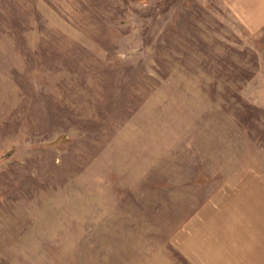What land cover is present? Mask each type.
Wrapping results in <instances>:
<instances>
[{"label": "rangeland", "instance_id": "obj_1", "mask_svg": "<svg viewBox=\"0 0 264 264\" xmlns=\"http://www.w3.org/2000/svg\"><path fill=\"white\" fill-rule=\"evenodd\" d=\"M0 264H264V0H0Z\"/></svg>", "mask_w": 264, "mask_h": 264}]
</instances>
